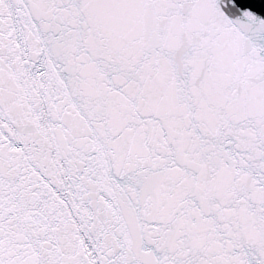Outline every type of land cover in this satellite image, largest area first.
Wrapping results in <instances>:
<instances>
[{
	"label": "snow or ice",
	"instance_id": "obj_1",
	"mask_svg": "<svg viewBox=\"0 0 264 264\" xmlns=\"http://www.w3.org/2000/svg\"><path fill=\"white\" fill-rule=\"evenodd\" d=\"M0 264H264V0H0Z\"/></svg>",
	"mask_w": 264,
	"mask_h": 264
}]
</instances>
